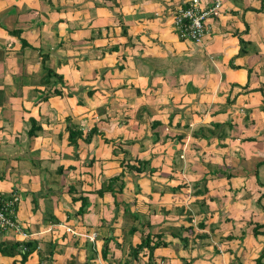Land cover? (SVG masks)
Returning a JSON list of instances; mask_svg holds the SVG:
<instances>
[{
  "label": "crops",
  "instance_id": "crops-1",
  "mask_svg": "<svg viewBox=\"0 0 264 264\" xmlns=\"http://www.w3.org/2000/svg\"><path fill=\"white\" fill-rule=\"evenodd\" d=\"M183 1L0 0V193L26 233L0 264H264V0H222L199 42Z\"/></svg>",
  "mask_w": 264,
  "mask_h": 264
},
{
  "label": "built area",
  "instance_id": "built-area-1",
  "mask_svg": "<svg viewBox=\"0 0 264 264\" xmlns=\"http://www.w3.org/2000/svg\"><path fill=\"white\" fill-rule=\"evenodd\" d=\"M222 0H184L170 9L169 17L175 34L180 40L199 42L205 34V19L214 15L221 7ZM18 196L0 193V231L8 230L25 237L26 233L14 219V208ZM25 248L21 246V250Z\"/></svg>",
  "mask_w": 264,
  "mask_h": 264
},
{
  "label": "trees",
  "instance_id": "trees-1",
  "mask_svg": "<svg viewBox=\"0 0 264 264\" xmlns=\"http://www.w3.org/2000/svg\"><path fill=\"white\" fill-rule=\"evenodd\" d=\"M11 33L13 34H19L18 30H13ZM23 45H26V43L23 41L22 42ZM41 66H42V69H43V75L41 76V79L39 80L41 84L43 85H46V83L48 82V79L50 78V75H52V71L50 70L49 67L47 66H44V61L46 60L47 58V54H41ZM233 66V65H231ZM52 72V73H51ZM52 76H56L57 79H60V75L59 74H54ZM90 93V92H89ZM262 103L264 104V98H263V101ZM32 122V120H31ZM215 127V125H214ZM67 139L70 143L74 144L73 143V140H75L80 134L81 132L74 128L73 126H70L67 127ZM208 130V133L209 134H212L213 132L209 129H206ZM204 131V128H199L198 129V133L197 132H192L191 135L192 137L196 138V137H204L205 136V133L203 132ZM29 132H33L32 130ZM215 133V132H214ZM216 135V134H215ZM178 138L180 139L181 137L178 136ZM143 164H145V162H143ZM146 165V164H145ZM128 168H132L131 166H129ZM135 169V168H134ZM119 176L120 174H117V175H113L112 177H109L108 180H107V184L110 185V186H105L104 188L103 187H100V189H98V193L99 195H101L103 189H111L112 190V187H111V184H114L117 180H119V183H120V186L122 185V182L121 180L119 179ZM204 179L202 178V180L200 182H203ZM177 187V186H176ZM119 190V189H118ZM82 200V199H81ZM84 200V199H83ZM82 200V201H83ZM84 202V201H83ZM83 205V204H82ZM81 205V206H82ZM129 231L132 233L134 231V227H131L129 229ZM160 235L159 234H152L150 233L149 231L147 233H144L143 236H141L140 240H139V243H137L132 249H131V255L133 256H136L137 253L139 251H141L143 248H145L147 250V254H148V260L151 258L152 256V250L157 247V246H160V245H164V242L161 241L159 239ZM183 240V239H182ZM10 248L13 249L14 252H18L20 255H21V259H24V257L32 250L31 247H29L28 244H22L21 246H23L25 249L24 250H21V252L19 251V249H17V247H19V245L17 244H14V243H11L10 245ZM21 249V248H20ZM1 251H3V249L1 248ZM105 254V250H104V246L102 248V256H104ZM150 262V261H149ZM147 264H149L147 262Z\"/></svg>",
  "mask_w": 264,
  "mask_h": 264
},
{
  "label": "rangeland",
  "instance_id": "rangeland-1",
  "mask_svg": "<svg viewBox=\"0 0 264 264\" xmlns=\"http://www.w3.org/2000/svg\"><path fill=\"white\" fill-rule=\"evenodd\" d=\"M58 6H60L59 5V3H55V5L53 6L55 9L58 7ZM143 70L145 71V73L147 72V73H150L151 72V68L149 69V68H146L145 66L143 67ZM141 73H142V71H141ZM145 75V74H144ZM155 85V84H154ZM130 88H132V92L133 93H135V96L136 97H141L142 95H140L141 93H142V91L143 90H147L148 88H150V90H151V88H152V86L151 85H147V84H141V85H139V86H137V85H132V84H130ZM156 87L158 86L159 87V85H155ZM135 88H137V91L135 92ZM141 89V90H140ZM138 90H140V91H138ZM133 93H131V94H133ZM140 93V94H139ZM132 96V95H131ZM129 97V96H128ZM134 99H127L126 101H122V105H112V106H110V104L108 103L107 104V106L108 107H112V109H110L109 110V115H106V117L108 118L109 116H111V118H110V120H111V122H115L116 124H117V122H123V115H119V113H118V109L119 108H122V109H124V106H130V101H133ZM144 104H146V103H144ZM113 114H114V116H113ZM119 115V116H118ZM116 116H118V117H116ZM112 120H114V121H112ZM120 125V124H119Z\"/></svg>",
  "mask_w": 264,
  "mask_h": 264
}]
</instances>
